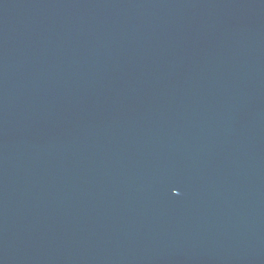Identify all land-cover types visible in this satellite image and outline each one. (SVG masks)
I'll use <instances>...</instances> for the list:
<instances>
[{"label": "water", "instance_id": "water-1", "mask_svg": "<svg viewBox=\"0 0 264 264\" xmlns=\"http://www.w3.org/2000/svg\"><path fill=\"white\" fill-rule=\"evenodd\" d=\"M0 264H264V0H0Z\"/></svg>", "mask_w": 264, "mask_h": 264}]
</instances>
